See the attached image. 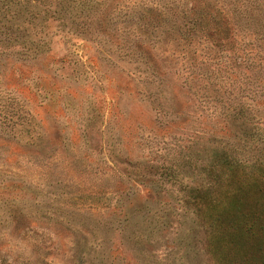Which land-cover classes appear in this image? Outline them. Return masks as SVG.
I'll return each instance as SVG.
<instances>
[{"label": "rangeland", "instance_id": "rangeland-1", "mask_svg": "<svg viewBox=\"0 0 264 264\" xmlns=\"http://www.w3.org/2000/svg\"><path fill=\"white\" fill-rule=\"evenodd\" d=\"M197 4L207 27L190 31ZM229 4L122 0L112 34L54 37L37 61L0 65V264H216L181 190L206 188L213 151L231 153L229 114L244 108L245 130L264 134L261 42ZM240 141L264 168V144Z\"/></svg>", "mask_w": 264, "mask_h": 264}, {"label": "trees", "instance_id": "trees-1", "mask_svg": "<svg viewBox=\"0 0 264 264\" xmlns=\"http://www.w3.org/2000/svg\"><path fill=\"white\" fill-rule=\"evenodd\" d=\"M0 1V65L5 67L7 62L26 65L37 61L50 50L54 37L112 34L111 19L121 10L122 0H110L108 5L93 0ZM251 3L256 0H230L227 14L236 23L241 19L251 25L258 33L256 40L261 44L256 47L262 52L261 56L257 54L254 77L261 82L264 81V10L246 7ZM197 5L201 11L191 9L185 24L190 31H196L201 23L207 27L205 5L203 8ZM248 12L252 14L249 20L244 19ZM140 53L142 63L149 66L152 75L158 63L151 49L140 48ZM245 61L249 62L247 56ZM244 110L237 109L227 117L239 121L242 133L231 134L234 139L230 143L231 153L227 148L213 151V160L205 167L207 187L199 184L183 186L181 190L184 202L204 215L207 247L216 264H264V168L258 160L244 157L240 148L241 138L246 139L251 150L254 143L264 144V134L260 137L251 127L245 130L250 122ZM6 115L4 122L8 120Z\"/></svg>", "mask_w": 264, "mask_h": 264}]
</instances>
